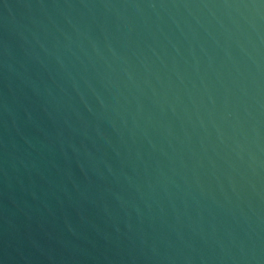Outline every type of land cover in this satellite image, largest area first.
Here are the masks:
<instances>
[{
	"label": "water",
	"instance_id": "obj_1",
	"mask_svg": "<svg viewBox=\"0 0 264 264\" xmlns=\"http://www.w3.org/2000/svg\"><path fill=\"white\" fill-rule=\"evenodd\" d=\"M0 264H264V0H0Z\"/></svg>",
	"mask_w": 264,
	"mask_h": 264
}]
</instances>
